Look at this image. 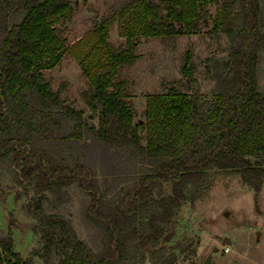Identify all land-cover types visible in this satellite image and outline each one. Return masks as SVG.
Masks as SVG:
<instances>
[{"label": "trees", "instance_id": "trees-1", "mask_svg": "<svg viewBox=\"0 0 264 264\" xmlns=\"http://www.w3.org/2000/svg\"><path fill=\"white\" fill-rule=\"evenodd\" d=\"M214 4L211 30L226 53L205 58L210 90L194 78L188 51L181 70L194 90L148 93L136 118L118 75L138 58V40L196 35ZM73 12L72 0H0V167L16 200L26 198L36 235L24 257L10 212L0 264H175L179 253L160 238L185 200L207 195L216 173L239 174L256 194L263 187L264 0H115L69 43L62 26ZM115 25L125 39L118 47L109 42ZM68 53L97 123L66 102V82L54 89L45 79L43 69ZM74 191L87 238L65 212Z\"/></svg>", "mask_w": 264, "mask_h": 264}, {"label": "rangeland", "instance_id": "rangeland-1", "mask_svg": "<svg viewBox=\"0 0 264 264\" xmlns=\"http://www.w3.org/2000/svg\"><path fill=\"white\" fill-rule=\"evenodd\" d=\"M74 2L73 20L65 23L63 34L69 43L75 42L87 30L92 28L95 17L109 13L115 0H72ZM216 5L208 6L211 18L202 21L196 35H180L172 38L141 37L137 44L138 58L122 66L118 79L126 82V99L131 102L142 116L148 93H163L168 86L192 92L196 84L185 76L181 64L186 53L191 52L193 76L200 83L201 90L208 92L213 83L210 81L204 65L205 58L212 54L224 55L225 39L214 35L211 28L216 14ZM109 42L115 47L124 44L125 39L118 32L117 25L110 29ZM259 81L264 88V58L261 61ZM45 79L51 87L58 89L62 82L67 88L63 97L76 109H82L89 121L97 123L90 107L82 98V91L89 86L77 60L66 54L58 65L43 69ZM256 194L246 186L239 174L217 173L207 195L199 200H185L180 212L171 220L166 234L160 238L168 250L179 253L175 264H205V256L212 253V264H264V184ZM166 191L170 188L164 186ZM17 186L13 176L0 167V233L7 232L10 212L17 224L14 227V245L24 257L35 246L36 235L32 230L34 219L22 209L26 198L16 200ZM72 191V190H71ZM80 195L74 191L67 211L74 213L73 223L84 238L90 231L86 229L81 216ZM227 236L230 243L223 244ZM179 244L184 251H179ZM217 251H213L214 246ZM229 246L225 251L224 246ZM186 248V249H185Z\"/></svg>", "mask_w": 264, "mask_h": 264}, {"label": "water", "instance_id": "water-1", "mask_svg": "<svg viewBox=\"0 0 264 264\" xmlns=\"http://www.w3.org/2000/svg\"><path fill=\"white\" fill-rule=\"evenodd\" d=\"M231 242V239H229L227 236H224L223 238H222V243L223 244H226V243H230ZM217 249H218V246H214L213 247V251H217ZM211 256H212V253L211 252H209L206 256H205V260H204V263L205 264H212V258H211Z\"/></svg>", "mask_w": 264, "mask_h": 264}, {"label": "built area", "instance_id": "built-area-1", "mask_svg": "<svg viewBox=\"0 0 264 264\" xmlns=\"http://www.w3.org/2000/svg\"><path fill=\"white\" fill-rule=\"evenodd\" d=\"M224 250L225 251H228L229 250V246L227 245V246H224Z\"/></svg>", "mask_w": 264, "mask_h": 264}]
</instances>
